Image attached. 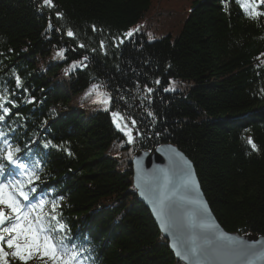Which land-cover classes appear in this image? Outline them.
I'll return each instance as SVG.
<instances>
[{"label": "trees", "instance_id": "16d2710c", "mask_svg": "<svg viewBox=\"0 0 264 264\" xmlns=\"http://www.w3.org/2000/svg\"><path fill=\"white\" fill-rule=\"evenodd\" d=\"M188 1L177 28L146 24L120 43L155 0H0V92L11 101L0 152L6 140L25 165L0 155V178L39 176L29 199L49 202L44 213L58 203L85 264H186L134 184V153L163 143L193 161L225 229L264 235V15H246L250 0Z\"/></svg>", "mask_w": 264, "mask_h": 264}, {"label": "water", "instance_id": "95a60500", "mask_svg": "<svg viewBox=\"0 0 264 264\" xmlns=\"http://www.w3.org/2000/svg\"><path fill=\"white\" fill-rule=\"evenodd\" d=\"M132 162L139 196L152 212L178 259L186 264H264V255H261L264 253V235L232 232L221 225L204 194L193 161L176 145L163 143L151 149H139ZM189 171L193 184L185 183ZM165 177L169 181L167 186ZM165 192L170 199L162 218L154 208L159 207V199ZM219 233L233 237L235 241L217 240ZM173 243L182 251L195 243L205 254L184 260L176 254ZM229 245L234 248L242 246L248 254L238 255Z\"/></svg>", "mask_w": 264, "mask_h": 264}, {"label": "snow or ice", "instance_id": "6c2138e0", "mask_svg": "<svg viewBox=\"0 0 264 264\" xmlns=\"http://www.w3.org/2000/svg\"><path fill=\"white\" fill-rule=\"evenodd\" d=\"M43 5L47 7H54L53 0H43ZM259 5H264V0H250V2H245L242 4V7L245 10L246 15L251 19H257L259 16L264 15V12L257 11ZM58 17L63 16L62 13H57ZM51 28V24H49ZM96 28L93 25V31ZM139 28L130 29L124 33V37L119 39L120 43H123L124 38L133 37L134 33L139 32ZM67 35L69 37H74V33L71 29L67 30ZM149 38H152V34L148 33ZM116 39V38H114ZM81 48L84 47L83 44L79 45ZM101 48L104 47V42H100ZM119 46V45H117ZM64 49L59 50L56 55L63 58ZM84 60H87V57H84ZM77 64L83 65L82 62L73 63L72 68L77 67ZM15 82L17 86H22V81L19 76L15 77ZM156 84H159L160 81L156 80ZM175 82H172L174 85ZM101 85L96 84L92 86V89L98 90ZM174 86H169L165 88L164 91H175ZM147 93L153 91L152 88H146ZM91 94V93H89ZM110 96L107 98L105 103L110 102ZM100 102V101H94ZM11 105L7 96V89H4L3 92H0V122L5 120V116L8 115L11 111V107L5 105ZM151 115V113H149ZM114 116L118 115L113 113ZM122 119V118H121ZM134 125L135 121H131ZM117 127L120 128L121 125L117 123ZM123 130V129H121ZM129 140L132 142L131 132L127 133ZM4 138V134L0 133V139ZM5 149L0 152V155L3 156L11 165H15L17 168H25V165L20 163L19 157L15 156V153H19V148H13L5 140ZM248 144L251 145L253 150H257L256 144L252 139L248 138ZM48 145H45L47 147ZM55 147V145H53ZM69 155L71 153L69 152ZM187 164V161L184 162ZM190 170V165H188ZM5 170L4 164L0 163V174ZM26 171L27 183L16 182L13 184H5L0 182V264H13V261H20L21 264H28L31 260H39L40 264H85V259L82 257L80 250H78L74 245L66 242L67 237L65 235L67 225L62 223L60 220V214L56 212L58 208V203L51 202V213H44V205L46 202L40 200L38 203L30 204L26 206L23 201H29V193L34 192L35 188H28L25 191L27 185H30L33 181V178L39 180V176H36L34 172ZM169 181L165 177V186H167ZM186 184L195 183L191 178V174L186 176ZM143 195V192H141ZM167 193L161 195L159 199V207H155L158 216L163 218L165 214V208L167 207V201H169ZM206 210V209H205ZM35 213V215H33ZM202 227H207V225H201ZM167 231V228L165 229ZM218 231V230H217ZM217 240L221 241H231L234 242L235 238L227 236L224 233H219ZM172 247L176 249V254L184 260H188L190 256L199 257L204 255L203 250L193 243V245L186 250H181L178 248L176 243H173ZM230 248H233V251L240 255H246L248 252L241 246L239 248H234L233 245H229ZM261 255H264L262 253Z\"/></svg>", "mask_w": 264, "mask_h": 264}, {"label": "rangeland", "instance_id": "374dc122", "mask_svg": "<svg viewBox=\"0 0 264 264\" xmlns=\"http://www.w3.org/2000/svg\"><path fill=\"white\" fill-rule=\"evenodd\" d=\"M188 0H155L150 13L147 15L146 19L141 22L139 25L132 27L135 29L147 24V26H152L154 29L161 30L166 28V30L177 28L180 25L182 19L186 15ZM5 183L3 181H0ZM6 184V183H5ZM21 202L26 206H29L31 203L29 201ZM35 215V213L33 214ZM14 264H21L20 261H13ZM28 264H40L39 260H31ZM51 264V262H49Z\"/></svg>", "mask_w": 264, "mask_h": 264}]
</instances>
